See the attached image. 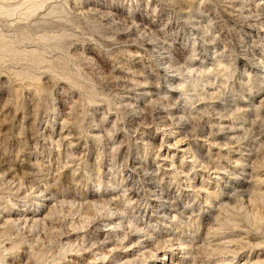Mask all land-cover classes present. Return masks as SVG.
I'll use <instances>...</instances> for the list:
<instances>
[{"label": "rangeland", "instance_id": "1", "mask_svg": "<svg viewBox=\"0 0 264 264\" xmlns=\"http://www.w3.org/2000/svg\"><path fill=\"white\" fill-rule=\"evenodd\" d=\"M263 70L264 0H0V264H264Z\"/></svg>", "mask_w": 264, "mask_h": 264}, {"label": "bare ground", "instance_id": "2", "mask_svg": "<svg viewBox=\"0 0 264 264\" xmlns=\"http://www.w3.org/2000/svg\"><path fill=\"white\" fill-rule=\"evenodd\" d=\"M147 44V43H146ZM152 47V46H151ZM144 48V47H143ZM150 50H152V48L150 49ZM137 56H139V55H137ZM141 56V55H140ZM264 71V70H263ZM143 83H145V82H143ZM135 84V83H134ZM131 86H133V85H131ZM140 86V85H139ZM134 88H136V87H134ZM151 89H152V87L150 86V85H146V86H143V85H141V87H139V90H140V94H142V95H146V94H148L149 95V93H151ZM154 89V88H153ZM131 90H133V89H131ZM134 92H136V91H134ZM132 93V92H131ZM152 94V93H151ZM136 96V95H135ZM150 97H151V95H150ZM149 97V98H150ZM129 98V97H128ZM139 98V97H138ZM136 99V98H135ZM141 99V98H140ZM135 104H136V102H135ZM3 106H1V108H2ZM2 110V109H1ZM4 120V118L1 120L0 119V122H2ZM32 125V124H31ZM63 129V128H62ZM60 132V134L61 133H63L62 131H59ZM6 133V132H5ZM19 133V132H18ZM3 135H4V131H3V128H2V124L0 123V140L3 138ZM19 135V134H18ZM172 135V134H171ZM69 136V135H68ZM170 137V136H169ZM64 138V137H63ZM6 139V138H5ZM73 139H75V137L73 138ZM22 140V139H21ZM2 141V140H1ZM176 142V141H175ZM178 142V141H177ZM176 142V143H177ZM180 142H181V138H180ZM174 145V144H173ZM170 147V146H169ZM181 150H184V148L183 149H181ZM2 153H4V152H1V154ZM29 153V152H28ZM5 155V154H4ZM26 155H28V154H26V152H25V154H23L22 156H23V158H22V160H21V163L23 162L24 164H27L28 165V162H27V160H26ZM195 156V155H194ZM1 158H3V155L0 157V159ZM191 158V157H190ZM192 159H193V157H192ZM194 160H197V159H195V157H194ZM190 161V160H189ZM1 162L2 163H4V162H6V161H4V159H1ZM0 162V163H1ZM191 162V161H190ZM192 162H194V161H192ZM197 162V161H196ZM1 163V164H2ZM7 163V162H6ZM192 164V163H191ZM194 164H196L195 162H194ZM198 164V163H197ZM20 166H24L23 164H17V168L15 167V169H19V168H21ZM5 170L3 171V175L5 176V179L6 178H8V179H13L15 176V174L13 173V174H11L12 172H11V170L9 169V167L8 168H4ZM20 170V169H19ZM183 171V170H182ZM16 172V171H15ZM20 172V171H19ZM18 172V173H19ZM20 174V173H19ZM21 175V174H20ZM21 177V176H20ZM19 177V178H20ZM7 181V180H6ZM13 184V183H12ZM42 190V189H41ZM43 191V190H42ZM54 192V190H49L48 192H46V193H44L43 195L42 194H35L36 196H34V197H36V199L37 200H40V201H45V200H47L46 198L48 197L49 198V196H47V194H49V193H53ZM41 193V192H40ZM95 194V193H94ZM50 195V194H49ZM95 196H96V194H95ZM156 197V196H155ZM54 198V197H53ZM158 199V198H157ZM49 200H51V199H49ZM91 200V199H90ZM152 200V199H151ZM39 201V202H40ZM161 202V201H160ZM50 203V202H49ZM82 203V202H81ZM40 204V203H39ZM47 204V203H46ZM46 204H44V205H46ZM87 204V203H86ZM89 202H88V207H89ZM42 205V204H41ZM43 205V206H44ZM87 205H85V206H87ZM156 207V206H155ZM154 207V208H155ZM28 212L30 213L31 211H29V209H28ZM16 214V213H15ZM15 214H13V215H11L10 214V216H15ZM47 215V214H46ZM155 215V214H154ZM156 216H157V214H156ZM16 217V216H15ZM23 218V217H22ZM24 218H26V216L24 217ZM31 221H33L34 220V222L35 221H40V219L42 218L43 219V216H41V218H39V215H37V213L36 214H31V215H29V217H28ZM6 219V218H5ZM8 219H10V220H16V221H19L21 218H20V216L19 217H16V218H9L8 217ZM7 219V220H8ZM27 219V218H26ZM25 220V219H24ZM3 221V220H2ZM6 221V220H5ZM5 221H3L5 224L7 223V222H5ZM2 222V223H3ZM15 222V221H14ZM14 222H13V224H14ZM16 223V222H15ZM9 224H10V222H9ZM11 225H12V223H11ZM0 227H2V225L0 226ZM102 229V228H101ZM104 230H101V232H102V235H103V237H104V239L102 240V246H107V249L108 250H113L112 249V247L111 248H109L110 246V244L108 243L109 242V240H106L108 237H107V232L106 233H104L103 232ZM102 237V236H101ZM100 237V238H101ZM100 240V239H99ZM98 242V241H97ZM180 244V243H179ZM109 246V247H108ZM114 246V245H113ZM117 246V245H116ZM178 246V245H177ZM180 246H181V244H180ZM101 247V246H100ZM115 247V246H114ZM119 247V246H118ZM179 247V246H178ZM182 247V246H181ZM179 249V248H178ZM183 249V248H182ZM103 250V249H102ZM180 250V249H179ZM100 252V251H99ZM103 252V251H102ZM101 252V253H102ZM217 252V251H216ZM106 253V252H105ZM152 254V253H151ZM154 254V253H153ZM169 256H171V255H169ZM169 256H167L166 257V255H164L163 257H155L154 258V256H153V260L155 261V263H153V264H168V263H171V262H169V260H171L172 258L171 257H169ZM151 257V256H150ZM167 258V259H166ZM171 258V259H170ZM102 259H104V258H102ZM159 259V260H158ZM95 260V259H94ZM175 261V260H174ZM157 262V263H156ZM165 262V263H164ZM173 263V262H172Z\"/></svg>", "mask_w": 264, "mask_h": 264}]
</instances>
